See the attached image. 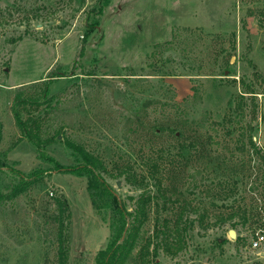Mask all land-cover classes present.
<instances>
[{"label":"rangeland","instance_id":"rangeland-1","mask_svg":"<svg viewBox=\"0 0 264 264\" xmlns=\"http://www.w3.org/2000/svg\"><path fill=\"white\" fill-rule=\"evenodd\" d=\"M101 5L104 13L80 55L93 22L88 16ZM57 73L64 75L53 79L51 105H26L40 118L43 139L59 133L44 148L48 156L74 165L77 158L64 139L84 144L101 157L104 176L130 210L141 193L155 192L149 159L170 158L168 196L179 199L177 212L188 204L186 215L195 223L179 253L160 249L150 264H264V245L252 247L256 232L264 233V220H218L232 206L258 214L264 166L237 150L224 163L217 144L225 139L233 149L230 139L249 122V115L232 113L230 102L247 84L258 92L254 138L264 148V0H0V151L25 174L42 172L13 195L20 178L0 169V264L57 263L52 191L65 194L72 211L70 264H96L110 238V212L93 207L88 178L54 170L55 163L40 158L27 138L16 141L21 130L12 110L15 94L38 96L47 76ZM228 113L238 128L230 136L218 124ZM192 139L198 146L182 155L181 142ZM222 183L233 189L229 198H221ZM161 209V218L176 217L170 206ZM156 215L153 203L133 254L152 235ZM233 221H239L235 228Z\"/></svg>","mask_w":264,"mask_h":264},{"label":"trees","instance_id":"trees-1","mask_svg":"<svg viewBox=\"0 0 264 264\" xmlns=\"http://www.w3.org/2000/svg\"><path fill=\"white\" fill-rule=\"evenodd\" d=\"M104 9L105 5H101L99 8L93 9L92 13L89 14L88 20L91 18L93 22L91 21L92 23L89 24V28L83 36L80 55L84 54L87 38L99 24V18L103 15ZM21 38L22 36L18 37V39ZM62 75L64 74L57 73L48 75V78L44 80V86L38 96L25 97L23 90H19L15 94L12 110L16 124L21 130V136L16 141L27 138L34 146H36L40 158L50 159L55 163L54 170L70 172L88 178L87 189L93 207L98 210L100 214L107 210L110 212V238L107 245L97 252L95 257L96 264H150L155 257H157L160 249H163L167 254L171 255L179 253L186 246V234L194 225L195 219L186 215V213L189 212L188 204L183 206L180 205L177 212L176 202L179 199H173L171 196H168L169 188L165 185V170L167 169V160H170V158L166 160V156L163 157L164 155L162 154L161 159H159V157H152L149 159L148 177L154 180L155 192L141 193L136 199L134 208L130 210L128 204L118 197L115 190L104 176L103 172L107 170V167L101 157L90 151L84 144L72 140L71 138L64 139L66 146L77 158L78 163L74 165L63 166L54 157L46 154L44 150L45 146L53 142L59 133L50 138L43 139L41 136L42 124L40 123V118L36 115H32L31 110L26 107V105L28 103H36L39 106L44 102L51 105V84L55 76ZM247 87L248 85L246 84L245 89L241 90L236 97H233L230 100V102L234 104L231 107L232 113L236 112V114L242 119L246 115H249V122L241 123V130H239L237 137L230 139L234 141L233 149H230L229 141L225 139L222 141L217 140V144L221 145V151L219 154H221L220 158L222 162L225 163V161L234 157V150H237L241 154L248 155L249 158L258 157L264 166V148L259 145L254 138L256 125L253 121L257 120L259 117L258 92L251 85L250 88ZM23 110H26L28 113L26 118H24ZM232 113L226 114L223 120L218 122V124L227 126L225 128L229 136L238 131L237 126H233V123H235V117ZM228 122L230 123L226 125ZM209 138L211 139L212 137L209 136ZM185 142L186 143L181 142L180 145L181 152L183 153L182 155H185L187 151H191L198 146L197 140L192 139ZM211 142L215 143L213 139H211ZM4 167L9 168L20 178L19 182L13 189V195L20 194L27 190L29 185L33 184L37 177H40L42 174L41 171H35L32 174H25L21 169L8 165L3 153L0 151V169H3ZM112 175L115 177L114 174ZM262 175L264 186V172ZM144 177H147V175L142 176V178ZM126 178L131 184H134L137 180L135 175L131 174L127 175ZM143 180L144 179H142V181ZM142 181L140 183H142ZM219 187L221 192H225V195L221 198H229V196L233 194L231 192L233 189L227 191L226 185H223V183L219 184ZM51 194L55 196V202L58 206V213L54 215V220L58 225L56 264H70L72 211L65 194L55 195L56 192L53 191ZM261 200L262 204L259 206L258 214L257 212L255 213L253 207L248 209L242 208L241 206L236 208L232 206V211L229 213L228 217L221 215L220 218L218 217V220L224 223L227 218L232 220L237 215L242 218L241 222L244 224L247 223L249 219L254 218L257 220L256 222H260L262 225L264 220V189L261 192ZM153 203L156 205V211L158 213V215H156L153 233L141 245L139 251L133 254L139 240L143 238L141 229L149 218ZM167 205L172 209L173 214L176 216L175 218H161V207L168 209L169 206ZM191 210L193 212H198V209L196 208ZM241 210L242 213L239 214ZM204 214L205 212L199 215L200 222H203ZM103 219H105V216H103ZM238 222L239 221H233L231 223L232 227L235 228ZM154 238L156 243L151 250L150 246L153 243ZM238 238L239 236L237 239Z\"/></svg>","mask_w":264,"mask_h":264},{"label":"built area","instance_id":"built-area-1","mask_svg":"<svg viewBox=\"0 0 264 264\" xmlns=\"http://www.w3.org/2000/svg\"><path fill=\"white\" fill-rule=\"evenodd\" d=\"M264 245V233L257 231L252 239V247L254 249H261Z\"/></svg>","mask_w":264,"mask_h":264},{"label":"water","instance_id":"water-1","mask_svg":"<svg viewBox=\"0 0 264 264\" xmlns=\"http://www.w3.org/2000/svg\"><path fill=\"white\" fill-rule=\"evenodd\" d=\"M229 234H230L231 237L236 238V231H235V229H230Z\"/></svg>","mask_w":264,"mask_h":264}]
</instances>
